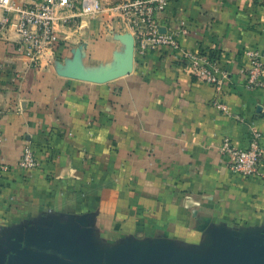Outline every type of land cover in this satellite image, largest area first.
<instances>
[{
    "label": "crops",
    "instance_id": "1",
    "mask_svg": "<svg viewBox=\"0 0 264 264\" xmlns=\"http://www.w3.org/2000/svg\"><path fill=\"white\" fill-rule=\"evenodd\" d=\"M159 20L185 25L186 49L216 53L229 114L172 50L136 55L108 15L58 27L39 68L15 52L13 29L0 40V161L14 167L27 143L40 160L0 179L4 264L26 245L95 264H229L264 246V177L231 173L218 152L223 138L246 148L253 131L264 145V89L238 73L247 49L264 52V0H171ZM125 59L128 73L110 78Z\"/></svg>",
    "mask_w": 264,
    "mask_h": 264
},
{
    "label": "built area",
    "instance_id": "2",
    "mask_svg": "<svg viewBox=\"0 0 264 264\" xmlns=\"http://www.w3.org/2000/svg\"><path fill=\"white\" fill-rule=\"evenodd\" d=\"M170 1L124 0L106 7L100 0H0V40L13 29L15 52L27 59L30 68H39L42 58L52 57L59 45L58 27H77L83 18L101 19L108 15L120 20L132 34L136 55L160 47L172 50L191 76L214 88L216 96L212 106L229 114L228 106L220 99L227 72L216 53L186 49L182 45V39L188 35L184 24L175 29L160 24L159 17L163 16ZM244 56L246 61L238 69L244 79V88L247 91L264 89V52L247 49ZM5 71L0 63V72ZM3 113L0 108V118ZM260 138L261 134L253 131L246 148L235 146L229 138L221 140L218 152L231 173L242 177H264V145ZM39 165L38 155L27 143L14 167L0 161V179L12 169L31 171Z\"/></svg>",
    "mask_w": 264,
    "mask_h": 264
},
{
    "label": "water",
    "instance_id": "3",
    "mask_svg": "<svg viewBox=\"0 0 264 264\" xmlns=\"http://www.w3.org/2000/svg\"><path fill=\"white\" fill-rule=\"evenodd\" d=\"M133 39V38H132ZM134 44V40H133ZM134 49V45H133ZM125 59L120 70L114 71L109 77L128 73V63ZM4 256L0 255V264H4ZM8 264H95L91 261L53 250L50 246L26 245ZM117 264H181L164 257H157L152 261L138 262L122 259ZM229 264H264V246L249 250L236 249L230 257Z\"/></svg>",
    "mask_w": 264,
    "mask_h": 264
},
{
    "label": "rangeland",
    "instance_id": "4",
    "mask_svg": "<svg viewBox=\"0 0 264 264\" xmlns=\"http://www.w3.org/2000/svg\"><path fill=\"white\" fill-rule=\"evenodd\" d=\"M106 7L124 0H100ZM102 21V20H101Z\"/></svg>",
    "mask_w": 264,
    "mask_h": 264
}]
</instances>
